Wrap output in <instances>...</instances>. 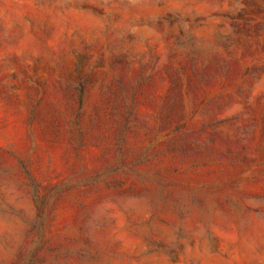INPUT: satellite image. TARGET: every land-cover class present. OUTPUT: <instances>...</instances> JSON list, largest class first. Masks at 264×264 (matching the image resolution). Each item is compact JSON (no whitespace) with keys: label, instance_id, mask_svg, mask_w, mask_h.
<instances>
[{"label":"rangeland","instance_id":"obj_1","mask_svg":"<svg viewBox=\"0 0 264 264\" xmlns=\"http://www.w3.org/2000/svg\"><path fill=\"white\" fill-rule=\"evenodd\" d=\"M0 264H264V0H0Z\"/></svg>","mask_w":264,"mask_h":264}]
</instances>
